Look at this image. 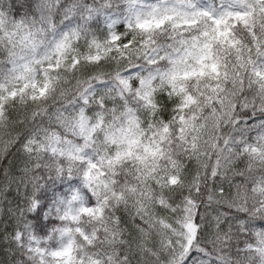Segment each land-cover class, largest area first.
<instances>
[{
	"label": "snow or ice",
	"instance_id": "snow-or-ice-1",
	"mask_svg": "<svg viewBox=\"0 0 264 264\" xmlns=\"http://www.w3.org/2000/svg\"><path fill=\"white\" fill-rule=\"evenodd\" d=\"M0 264H264V0H0Z\"/></svg>",
	"mask_w": 264,
	"mask_h": 264
},
{
	"label": "clouds",
	"instance_id": "clouds-1",
	"mask_svg": "<svg viewBox=\"0 0 264 264\" xmlns=\"http://www.w3.org/2000/svg\"><path fill=\"white\" fill-rule=\"evenodd\" d=\"M122 2V0H121ZM63 188V185L60 184L59 182H57L56 186L54 188H50V190L46 191L44 194H42L41 196V202L45 204V206L47 205V201L50 200L53 196V194L56 192V191H60L62 190ZM41 223H44V220L43 218L41 217V220H40Z\"/></svg>",
	"mask_w": 264,
	"mask_h": 264
}]
</instances>
